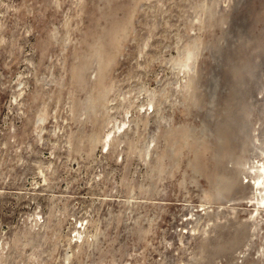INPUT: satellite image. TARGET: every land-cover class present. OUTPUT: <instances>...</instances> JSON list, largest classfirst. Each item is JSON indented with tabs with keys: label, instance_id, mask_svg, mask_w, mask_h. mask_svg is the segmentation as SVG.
Returning <instances> with one entry per match:
<instances>
[{
	"label": "rangeland",
	"instance_id": "obj_1",
	"mask_svg": "<svg viewBox=\"0 0 264 264\" xmlns=\"http://www.w3.org/2000/svg\"><path fill=\"white\" fill-rule=\"evenodd\" d=\"M261 162L264 0H0V264H264Z\"/></svg>",
	"mask_w": 264,
	"mask_h": 264
},
{
	"label": "bare ground",
	"instance_id": "obj_2",
	"mask_svg": "<svg viewBox=\"0 0 264 264\" xmlns=\"http://www.w3.org/2000/svg\"><path fill=\"white\" fill-rule=\"evenodd\" d=\"M256 176H255V179L253 181V185H256L258 187V190H260L259 188L261 189H264V162H261L257 169H256ZM255 187V186H254ZM259 200V203H258V206L260 207H264V194L258 199Z\"/></svg>",
	"mask_w": 264,
	"mask_h": 264
}]
</instances>
